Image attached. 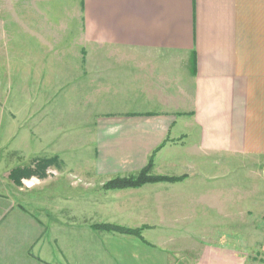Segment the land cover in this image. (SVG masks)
<instances>
[{
    "label": "crops",
    "instance_id": "obj_1",
    "mask_svg": "<svg viewBox=\"0 0 264 264\" xmlns=\"http://www.w3.org/2000/svg\"><path fill=\"white\" fill-rule=\"evenodd\" d=\"M19 2L0 0V6ZM25 21L41 22L27 27L38 30L27 34L38 50L77 21L86 43L81 52L128 57L118 62L125 70L119 76L136 85L119 92L144 94L163 108L97 120L95 176L136 175L152 157L155 174L201 166L206 185L212 168L214 181L222 179L224 160L235 183L215 195L228 197L230 211L238 212L232 176L238 159L264 170V0H25ZM185 182L141 188L167 191L153 193L53 192L49 198L39 192L38 203L25 192V204L0 193V264H223L200 242L168 237L172 227L162 220L189 210ZM259 193L246 207H261L264 221ZM102 224L147 229L139 239L93 227ZM229 264H238L236 255Z\"/></svg>",
    "mask_w": 264,
    "mask_h": 264
},
{
    "label": "rangeland",
    "instance_id": "obj_2",
    "mask_svg": "<svg viewBox=\"0 0 264 264\" xmlns=\"http://www.w3.org/2000/svg\"><path fill=\"white\" fill-rule=\"evenodd\" d=\"M19 1L13 6H0V12L7 8V15L0 20V193L25 204V192H31L30 199L38 203L39 192H46L49 198L53 192H167L141 188L186 181L184 190L190 193L188 212L162 220V224L172 227L167 230L169 239L182 236L200 242L196 246H206L216 263L229 264L236 255L238 264H264L263 212L261 207L251 212L246 207L254 196L264 192L263 166L250 159H238L237 172L232 174L238 183V212L230 211L228 197L220 199L215 195L219 187L228 191L230 183H235L229 178L233 166L224 160L223 180L214 181L211 166L206 185L201 166L190 165L186 173L179 175L155 174L152 166L150 176L174 181L104 189L109 180L95 176L91 165L97 120L163 108L153 107L144 94L139 98L119 92L136 85L129 81L132 77L119 76L125 70L118 68V62L128 57L116 52L103 54L100 49L81 52L86 43L77 21L73 22L76 27L62 29L61 35L38 50L40 45L33 44L27 36L38 30L28 31L27 27L37 29L41 22L25 21V0ZM107 87L110 91L103 90ZM42 161L49 163L42 170L35 168V163ZM28 168L37 174L29 176L18 171ZM127 229L140 230L141 234L147 228Z\"/></svg>",
    "mask_w": 264,
    "mask_h": 264
},
{
    "label": "trees",
    "instance_id": "obj_3",
    "mask_svg": "<svg viewBox=\"0 0 264 264\" xmlns=\"http://www.w3.org/2000/svg\"><path fill=\"white\" fill-rule=\"evenodd\" d=\"M47 163H49V161L36 162L35 168L37 166H39L40 170H42L45 168ZM151 167H152V157L149 159L147 166L140 173H138V175L131 176V177L113 178L104 184V189L114 190V189L138 188V187H141V186H143L145 184H149V183L174 181L173 178L169 179V178H163V177H152V176H150L149 171H150ZM18 171L21 173H23V171H24L23 174L29 175V176L37 174L36 171L29 169V168L24 169V170H18ZM93 227H94V229H97V230H102V231H106V232H114V233H118L121 235L134 236L136 238L142 239L141 234H140V230H130L127 228L114 226V225H108V224L96 225Z\"/></svg>",
    "mask_w": 264,
    "mask_h": 264
}]
</instances>
